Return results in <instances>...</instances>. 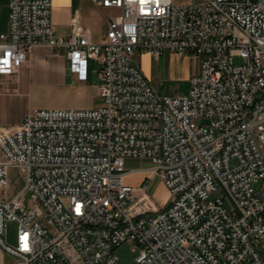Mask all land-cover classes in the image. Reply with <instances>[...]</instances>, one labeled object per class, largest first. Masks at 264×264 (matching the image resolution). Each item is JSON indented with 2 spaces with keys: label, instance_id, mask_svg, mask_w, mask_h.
Instances as JSON below:
<instances>
[{
  "label": "built area",
  "instance_id": "built-area-1",
  "mask_svg": "<svg viewBox=\"0 0 264 264\" xmlns=\"http://www.w3.org/2000/svg\"><path fill=\"white\" fill-rule=\"evenodd\" d=\"M92 1L119 10L99 43L78 18L58 35L51 0H9L0 75H15L34 47L63 49L79 80L99 64L100 103L0 126V251L12 264H121L120 245L133 264H264V0ZM142 52L197 62L187 94L160 96ZM141 159L149 165L127 170ZM10 167L24 181L12 194ZM138 172L140 187L124 183ZM151 176L170 199L134 215Z\"/></svg>",
  "mask_w": 264,
  "mask_h": 264
},
{
  "label": "crops",
  "instance_id": "crops-1",
  "mask_svg": "<svg viewBox=\"0 0 264 264\" xmlns=\"http://www.w3.org/2000/svg\"><path fill=\"white\" fill-rule=\"evenodd\" d=\"M51 5V21L54 31L58 35L68 36L71 32L72 20L78 18L81 26L91 30L94 42L99 43L105 37L107 20L111 17L103 14L107 7H101L92 0H51ZM112 9L119 12L116 8ZM8 29L9 0H0V33H7ZM141 57L143 68L137 61V58L140 59ZM137 58L136 61L140 70L151 85L153 77L188 81L191 73L196 71L198 67L197 62L174 53H163L159 57H154L147 52H142ZM90 62L99 66L96 61L89 60L86 78L79 80L75 74L69 71L63 49L34 47L29 52L27 61L23 63L15 75H0V126L10 130L19 125L27 113L34 110L32 108V93L35 84H86L90 72L96 74L99 83V68L90 70ZM128 161L126 167L127 170H130L133 167H128ZM138 175L136 185L133 187H140L145 180V172H138ZM5 256L6 254L0 251V264H12V262L6 263Z\"/></svg>",
  "mask_w": 264,
  "mask_h": 264
},
{
  "label": "rangeland",
  "instance_id": "rangeland-1",
  "mask_svg": "<svg viewBox=\"0 0 264 264\" xmlns=\"http://www.w3.org/2000/svg\"><path fill=\"white\" fill-rule=\"evenodd\" d=\"M188 0H173L175 4L186 3ZM105 16H115L118 11L112 8H107ZM103 33V29H102ZM141 68H143V59L137 58ZM241 60L238 57L233 58V63L238 64ZM98 69L99 66L90 62V70ZM154 69V66H152ZM153 88L160 96H182L187 94L189 83L185 79H159L153 77L151 81ZM98 79L96 74L89 73V79L86 84H35L32 93V108L34 109H90L96 107L100 100L97 95ZM234 162H231L233 165ZM149 161L146 159L130 160L128 167H147ZM139 175L138 173L128 174L124 178V183L135 186ZM8 178L11 188L8 194H12L23 186V174L19 168H10L8 170ZM0 194H3L0 190ZM170 199L168 190L157 176H151L148 181V187L144 193L139 196L130 206V211L134 215H150L158 209L162 208ZM5 241L8 244L14 243V235L16 231V223L8 222ZM121 264H133L134 254L130 251L127 245H120L116 248ZM6 263H11L12 258L9 255L5 256Z\"/></svg>",
  "mask_w": 264,
  "mask_h": 264
}]
</instances>
